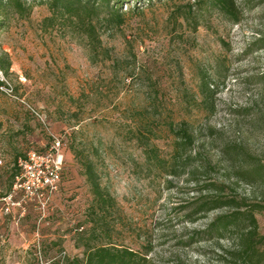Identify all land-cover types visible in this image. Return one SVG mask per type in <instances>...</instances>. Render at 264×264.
Instances as JSON below:
<instances>
[{"label": "rangeland", "instance_id": "374dc122", "mask_svg": "<svg viewBox=\"0 0 264 264\" xmlns=\"http://www.w3.org/2000/svg\"><path fill=\"white\" fill-rule=\"evenodd\" d=\"M193 1L121 0V23L100 19L104 11L94 18L96 42L75 21L45 19V0H23L20 9L4 0L0 264L81 256L93 216L91 242L146 251L149 264H264V207L253 210L252 260L241 253L246 214L220 235L207 227L230 209L187 215L205 183L216 185L207 192L243 197V210L264 205V171H240L264 161V47L248 50L264 31V0H236L238 22L214 7L190 8ZM180 126L192 137L185 149L176 144ZM50 132L65 142L58 191L43 209L26 201L22 213L6 210L14 158L44 146ZM80 158L113 197L104 213L91 211Z\"/></svg>", "mask_w": 264, "mask_h": 264}, {"label": "trees", "instance_id": "16d2710c", "mask_svg": "<svg viewBox=\"0 0 264 264\" xmlns=\"http://www.w3.org/2000/svg\"><path fill=\"white\" fill-rule=\"evenodd\" d=\"M17 8H23V0H9ZM48 2L51 14L45 19L53 20L54 18H64L65 20H71L77 22V25L86 33L92 41L100 42L99 37L95 32V20L100 11H104V14L100 19L107 22H115L117 24L123 21V11L121 0H114L110 4L111 0H45ZM4 0H0V6L3 5ZM195 10H204L209 7H214L221 11L227 18L233 22L240 20V9L236 0H194L190 3V8ZM264 47V31L258 33L248 45V50L258 49ZM5 52H0V71L6 73L9 69V59L4 56ZM4 82L0 80V85ZM206 87L209 89L207 83ZM213 91V89H212ZM178 140L176 141L177 146L180 149H185L192 141L191 134L184 126H180L177 129ZM76 155V154H75ZM17 156L14 158L13 167L14 171L11 172V178L7 192L10 190V186L15 177L16 161ZM83 172L89 182L90 191L92 193V201L90 204L91 211L96 214L97 210L104 213L106 205L110 204L113 197L111 194L104 189L98 180L95 167L92 161L80 158ZM176 170H172V174ZM241 173H245L251 177H256L263 174L264 161L262 159L254 158V161L240 170ZM189 181L197 183V178L191 176L188 178ZM214 183H205L198 187L199 194L193 198L188 205H192L191 211L188 212V216L191 214L203 213L217 208H228L230 210L218 213L209 222L207 231L211 234L213 232L221 234L222 230L225 229L229 224L237 222L242 215L246 214L247 218L251 222V226L242 234L241 243L243 245L241 253H245L247 258L253 259L255 255L254 246L258 241L256 238L257 227L256 219L253 215V210L261 209L264 207L263 204L254 202L251 203V208L243 210L241 207L245 204L244 198H236V196H225L220 193L207 192L214 187ZM222 189L221 186H217ZM217 188V189H218ZM6 192V193H7ZM5 193V194H6ZM188 205H185L187 207ZM93 220L91 224V235L83 241L82 255H74L67 257L62 264H149L146 251H139L123 244H115L112 241L93 243L91 238L95 235L96 230V218L91 217ZM196 233L197 231H192ZM58 263V261H56ZM201 264V263H194Z\"/></svg>", "mask_w": 264, "mask_h": 264}, {"label": "built area", "instance_id": "2783aa9c", "mask_svg": "<svg viewBox=\"0 0 264 264\" xmlns=\"http://www.w3.org/2000/svg\"><path fill=\"white\" fill-rule=\"evenodd\" d=\"M0 87L4 88V85L1 84ZM29 107L43 120L34 107ZM64 144L61 134L50 132V139L44 146L30 147L17 156L15 164L18 171L10 190L2 196L6 202V210L12 205L17 206L22 213L26 201H32L42 209L46 206L59 189L64 166Z\"/></svg>", "mask_w": 264, "mask_h": 264}]
</instances>
